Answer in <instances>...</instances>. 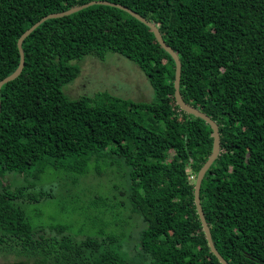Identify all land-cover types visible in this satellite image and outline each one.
I'll return each instance as SVG.
<instances>
[{
  "label": "trees",
  "instance_id": "trees-1",
  "mask_svg": "<svg viewBox=\"0 0 264 264\" xmlns=\"http://www.w3.org/2000/svg\"><path fill=\"white\" fill-rule=\"evenodd\" d=\"M87 1L0 0V79L16 67V39L26 28ZM107 1L157 26L180 62L182 100L217 125L219 152L198 192L214 248L228 264H264V0ZM21 49L19 74L0 86V179L29 180L0 184V250L28 264H220L193 203L211 129L175 104L173 60L151 30L117 7L91 4L43 20ZM108 52L140 70L150 100L62 92L79 60ZM98 158L118 179L112 198L79 188ZM50 169L62 201L77 199L76 214L97 225L93 232L31 224L33 205L56 196L35 187ZM93 169L94 177L107 174ZM107 224L112 232L102 230Z\"/></svg>",
  "mask_w": 264,
  "mask_h": 264
},
{
  "label": "rangeland",
  "instance_id": "rangeland-1",
  "mask_svg": "<svg viewBox=\"0 0 264 264\" xmlns=\"http://www.w3.org/2000/svg\"><path fill=\"white\" fill-rule=\"evenodd\" d=\"M77 65L79 74L73 81L61 87L62 92L70 98L102 91L136 101H148L152 98L151 87L144 75L131 61L117 53L108 52L103 60L86 55L77 62ZM105 162L104 158H98L88 163V174L80 180V189L91 192L96 191V194L112 198V194H115L112 186L118 179L115 172L110 171L111 167H105V164L107 165ZM95 165H98L103 170L106 168L105 172L107 174L94 177L93 166L95 167ZM114 168L115 166L112 167V169ZM54 175L55 173H53L52 169L49 172L45 170L36 179L37 185L35 187L42 186L45 189L52 187V191L56 196L54 195L51 199L41 200L33 205L31 224H39L47 228L48 226L65 224L69 233H77L82 229L93 232L97 225L86 221H84L85 224L83 225L81 216L76 214L75 205H81L78 200L70 201L66 195L65 203L62 201L64 198L61 197H64V195L56 192L58 189L56 184H51ZM28 180L29 178L26 179L23 174L8 173L0 179V184H8L13 187L25 184ZM89 194L86 192L79 198L86 200ZM133 223L135 229L142 225L138 218H134ZM102 230L104 232L113 231L108 224L102 225ZM21 260L25 259L22 257L16 258L12 251L3 252V250H0V264H14ZM21 262L23 264L29 263L28 261Z\"/></svg>",
  "mask_w": 264,
  "mask_h": 264
},
{
  "label": "water",
  "instance_id": "water-1",
  "mask_svg": "<svg viewBox=\"0 0 264 264\" xmlns=\"http://www.w3.org/2000/svg\"><path fill=\"white\" fill-rule=\"evenodd\" d=\"M91 4H104V5H109V6H114L117 7L123 11H125L126 13H128L129 15H131L132 17H134L136 20L140 21L141 23H143L145 26H147L152 34L154 39L156 40L157 44L171 57V59L173 60V64H174V73H173V98L175 101V104L178 106V108L182 111H184L185 113L194 115L200 119H202L206 124L209 125L210 129H211V150L210 153L208 155V157L206 158V160L202 163V165L199 167V169L197 170V173L195 175V179L193 182V203L195 206V210L198 216V219L200 221V225L205 237V240L207 242V245L209 247V250L212 252V254L217 258L218 262L220 264H228V262H226L220 255L219 253L216 251V249L214 248L212 241H211V237H210V232L208 229V226L204 220L201 208H200V204H199V185H200V180L205 172V170L208 168V166L210 165V163L214 160V158L217 156L218 152H219V135H218V130H217V125L216 123L210 119L206 114L202 113L201 111H199L197 108L185 103L181 96L180 93L178 91V81H179V73H180V62L178 60V57L176 55V53L163 41V39L161 38V35L157 29V26L151 22L146 20L144 17L140 16L139 14H137L136 12L130 10L127 7H124L121 4L118 3H113L107 0H90L87 1L83 4H78L75 6H71L65 10L59 11V12H52V13H48L43 15L42 17H40L37 21H35L33 24H31L28 28H26L16 39V48L18 51V62L16 67L14 68V70L9 73L8 75L4 76L3 78L0 79V86L9 81L12 80L13 78H15L23 65V52L21 49V42L23 40V38L33 29L35 28L40 22H42L43 20L47 19V18H53V17H59V16H63V15H67L70 14L74 11H77L81 8L87 7Z\"/></svg>",
  "mask_w": 264,
  "mask_h": 264
}]
</instances>
